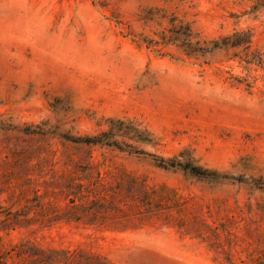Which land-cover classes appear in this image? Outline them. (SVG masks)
<instances>
[{
  "label": "rangeland",
  "instance_id": "1",
  "mask_svg": "<svg viewBox=\"0 0 264 264\" xmlns=\"http://www.w3.org/2000/svg\"><path fill=\"white\" fill-rule=\"evenodd\" d=\"M0 264H264V0H0Z\"/></svg>",
  "mask_w": 264,
  "mask_h": 264
},
{
  "label": "trees",
  "instance_id": "2",
  "mask_svg": "<svg viewBox=\"0 0 264 264\" xmlns=\"http://www.w3.org/2000/svg\"><path fill=\"white\" fill-rule=\"evenodd\" d=\"M183 31H182L183 33L173 31V37H180L179 39H181V37H185L186 42L183 41L184 44L179 39L175 40V41H177V42L181 41L182 46L189 48V42H188L189 40H187V39H189V38L193 39L192 31L188 27H185ZM236 43L238 45V42H236ZM114 123L119 124V126L123 128V130H122L123 134L121 135L123 138L128 139L130 141H133L135 143H145L147 141V140L143 139V137H145L147 135V133L144 130H141L138 127H135V125L125 123V122L120 121V120H117ZM110 131L101 133L100 135H98L92 139H86L84 141V143L85 144H91V145H97V146H114V147H117V144H116L115 140H113L114 138H112ZM167 163H169V162H167ZM171 167H174V166H171ZM183 167L185 170L191 172L195 176L206 177V176L210 175L209 174L210 172H208L206 170H202V169L195 167V166H192L190 164H186Z\"/></svg>",
  "mask_w": 264,
  "mask_h": 264
}]
</instances>
